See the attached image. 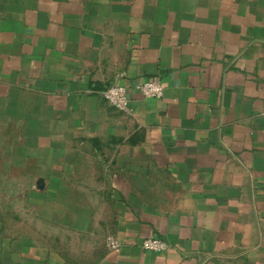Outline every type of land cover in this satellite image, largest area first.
Segmentation results:
<instances>
[{"label":"crops","instance_id":"obj_1","mask_svg":"<svg viewBox=\"0 0 264 264\" xmlns=\"http://www.w3.org/2000/svg\"><path fill=\"white\" fill-rule=\"evenodd\" d=\"M0 264H264V0H0Z\"/></svg>","mask_w":264,"mask_h":264},{"label":"built area","instance_id":"obj_2","mask_svg":"<svg viewBox=\"0 0 264 264\" xmlns=\"http://www.w3.org/2000/svg\"><path fill=\"white\" fill-rule=\"evenodd\" d=\"M135 89L144 97L160 99L164 96V86L158 77L150 78L136 84ZM103 96L112 106L120 111H127L130 103V90L118 83L110 84L104 91ZM108 247L115 248L117 243L111 238L107 243ZM142 247L152 252L167 251L169 243L156 237L145 238Z\"/></svg>","mask_w":264,"mask_h":264}]
</instances>
